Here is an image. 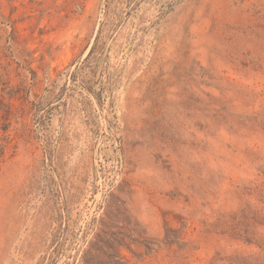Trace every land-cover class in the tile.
I'll return each instance as SVG.
<instances>
[{"label": "rangeland", "instance_id": "rangeland-1", "mask_svg": "<svg viewBox=\"0 0 264 264\" xmlns=\"http://www.w3.org/2000/svg\"><path fill=\"white\" fill-rule=\"evenodd\" d=\"M0 264H264V0H0Z\"/></svg>", "mask_w": 264, "mask_h": 264}]
</instances>
